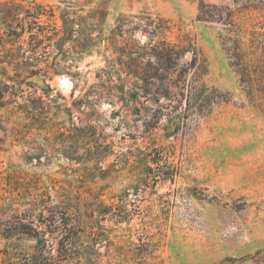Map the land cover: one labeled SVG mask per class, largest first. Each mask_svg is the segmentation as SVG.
<instances>
[{
	"label": "rangeland",
	"instance_id": "374dc122",
	"mask_svg": "<svg viewBox=\"0 0 264 264\" xmlns=\"http://www.w3.org/2000/svg\"><path fill=\"white\" fill-rule=\"evenodd\" d=\"M0 95V264H264V0H0Z\"/></svg>",
	"mask_w": 264,
	"mask_h": 264
},
{
	"label": "trees",
	"instance_id": "16d2710c",
	"mask_svg": "<svg viewBox=\"0 0 264 264\" xmlns=\"http://www.w3.org/2000/svg\"><path fill=\"white\" fill-rule=\"evenodd\" d=\"M11 4V3H10ZM16 8H18L20 11L24 10V7L18 6V5H14ZM43 8L41 6H37V8H27V10H25V14H24V18L25 20H29L30 18L34 20V22L38 23L40 22L43 14L42 11ZM65 26H66V19L64 21ZM28 25H24V22L21 20L20 22H18V27H13L14 25L8 24L6 23V31L8 32V34H14L16 36H18L19 38L22 37L23 34L25 33H33L34 28L31 27L33 24L27 22ZM65 43L64 38H60L57 42V45H59L60 47ZM29 70V69H28ZM24 71L26 72V74L28 75L26 79L32 78L33 76L36 75V73L34 71ZM20 77V76H18ZM12 82H14L13 79H10ZM22 81H25V77L22 78ZM21 84V83H20ZM0 99H2V96L0 95ZM32 104H34L33 101H30ZM34 108V107H33ZM36 108V107H35ZM26 112V111H25ZM27 114L31 115L28 111L26 112ZM57 224V227L59 228H63L64 230H66V234L65 236L60 240V247H59V253L60 256H64V260H67L71 255V251H72V247L75 244V240L73 236L70 235L71 232V228L69 223L66 221H63L62 219H56V217H52L51 221H50V225H55ZM68 231H70L68 233ZM47 241L45 239H36V246H35V250L36 252L32 255L33 259L27 260L25 262V264H46V261L49 262L50 260L53 261L52 258H50V252L47 251ZM78 260L82 261L83 264H85V257L84 254H80V256L77 257ZM45 262V263H42ZM56 262V261H55ZM54 262V264H55ZM62 263V261H59L58 264Z\"/></svg>",
	"mask_w": 264,
	"mask_h": 264
}]
</instances>
